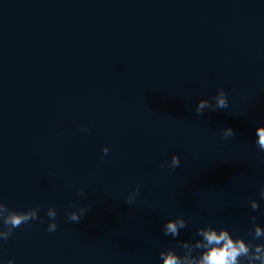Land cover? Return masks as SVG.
Wrapping results in <instances>:
<instances>
[{
    "label": "water",
    "instance_id": "water-1",
    "mask_svg": "<svg viewBox=\"0 0 264 264\" xmlns=\"http://www.w3.org/2000/svg\"><path fill=\"white\" fill-rule=\"evenodd\" d=\"M219 88L227 108L197 114ZM258 124L264 0H0V202L42 217L13 229L0 258L163 264L162 249L183 256L205 226L264 243L250 220L264 225ZM169 218L185 221L175 238Z\"/></svg>",
    "mask_w": 264,
    "mask_h": 264
},
{
    "label": "clouds",
    "instance_id": "clouds-1",
    "mask_svg": "<svg viewBox=\"0 0 264 264\" xmlns=\"http://www.w3.org/2000/svg\"><path fill=\"white\" fill-rule=\"evenodd\" d=\"M215 106L212 107L211 102L207 98H202L196 109L197 114H202L205 108L212 110L227 108L229 104L228 96L223 88H219L213 97ZM81 129H88L81 125ZM234 130L231 127L223 128V138H229L234 135ZM255 144L264 151V124H258L255 128ZM104 154L109 152V148L105 145L102 149ZM180 164V157L177 154H172L167 165L170 168H177ZM82 190L78 189L80 193ZM133 194L126 197V203L131 205L136 199L139 192V187L131 191ZM260 199L264 200V186H261ZM252 210L259 207V201L252 199L249 201ZM86 209L81 207L77 210H72L67 213L66 219L72 222H79L84 216ZM49 222L47 230L53 232L57 228L56 216L57 212L54 207H49L46 212ZM42 220L39 216V209L32 207L27 210H15L7 207L6 204L0 202V242L7 241L12 234L13 229L19 227L22 223L29 221ZM253 225L252 235L255 239L264 240V225L256 222V217H250ZM185 221L182 218H169L164 226L163 232L165 236L171 235L174 238L179 236V230L185 227ZM199 237L194 244L188 241H181L180 246L186 250L181 256L173 248L162 249L160 257L163 264H264V243H254L253 240H246L243 236H234L232 232L221 227L217 230L214 226H205L197 230ZM193 248L200 250L199 255L193 257ZM0 264H16L14 258L4 260L0 258Z\"/></svg>",
    "mask_w": 264,
    "mask_h": 264
}]
</instances>
